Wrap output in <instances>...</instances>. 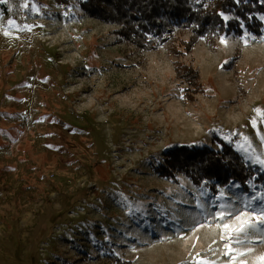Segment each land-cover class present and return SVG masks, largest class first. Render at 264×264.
Listing matches in <instances>:
<instances>
[{"label":"rangeland","instance_id":"rangeland-1","mask_svg":"<svg viewBox=\"0 0 264 264\" xmlns=\"http://www.w3.org/2000/svg\"><path fill=\"white\" fill-rule=\"evenodd\" d=\"M257 17L259 36L182 57L204 89L189 101L165 45H130L75 1L0 0V264H264V184L211 194L155 170L221 141L264 173Z\"/></svg>","mask_w":264,"mask_h":264},{"label":"trees","instance_id":"trees-1","mask_svg":"<svg viewBox=\"0 0 264 264\" xmlns=\"http://www.w3.org/2000/svg\"><path fill=\"white\" fill-rule=\"evenodd\" d=\"M58 6L75 1L86 15L103 23L115 24L120 40L146 51L165 45L173 62L175 77L185 84L183 97L193 100L202 94L199 72L182 60L200 39L214 41L219 36L241 37L244 32L259 36L264 15L259 0H51ZM187 32L182 40L177 34ZM219 150L207 145L178 146L164 154V162L155 170L166 180L177 176L191 185L214 194L230 185L249 192L250 182L264 184V173L246 164L230 145L219 141ZM109 264H127L112 257Z\"/></svg>","mask_w":264,"mask_h":264},{"label":"snow or ice","instance_id":"snow-or-ice-1","mask_svg":"<svg viewBox=\"0 0 264 264\" xmlns=\"http://www.w3.org/2000/svg\"><path fill=\"white\" fill-rule=\"evenodd\" d=\"M9 24L11 25L12 22L10 21ZM5 34H7V33H5ZM225 227H227V225H225ZM241 231H243V229H241ZM230 253H231V249H229V254ZM198 264H209V262H207V261H199Z\"/></svg>","mask_w":264,"mask_h":264}]
</instances>
